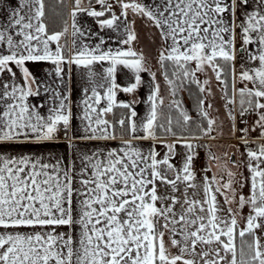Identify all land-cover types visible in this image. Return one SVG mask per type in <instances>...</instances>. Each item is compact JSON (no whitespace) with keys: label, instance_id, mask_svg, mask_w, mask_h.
<instances>
[{"label":"snow or ice","instance_id":"snow-or-ice-1","mask_svg":"<svg viewBox=\"0 0 264 264\" xmlns=\"http://www.w3.org/2000/svg\"><path fill=\"white\" fill-rule=\"evenodd\" d=\"M58 2L68 18L56 31L47 23V0H0L7 9L0 23V264H264V0H255L252 11H245L249 0H71L70 7L67 0ZM81 14L94 18L100 31L81 26ZM137 20L160 41L155 59L172 97L169 107L178 112L175 120L163 114L155 72L142 120L136 119L137 101L117 99L119 92L135 94L141 74L149 71L148 57L134 47ZM105 30L117 32L125 47H107L100 35ZM85 37L99 42L86 43ZM238 56L246 57L239 69ZM30 62L53 65L52 79L38 81ZM73 65L85 70L87 80L78 137L68 136ZM121 68L133 74V83H117ZM213 78L230 131L241 133L237 139L246 158L240 162L197 142L214 140L212 133L222 128L208 111ZM186 84L200 93L198 116L207 124H197L199 135L175 131L193 121L175 99ZM39 96L44 102L33 104L31 98ZM116 108L128 114L108 119ZM248 114L256 115L255 123L238 129L237 115ZM61 129L78 152V168L75 160L65 165L62 158L53 163L3 150L54 141ZM257 129L262 142L249 147ZM117 139L120 146L111 149L79 151L76 144ZM178 144L185 149L180 167L172 162ZM200 147L209 148L202 178L194 170Z\"/></svg>","mask_w":264,"mask_h":264},{"label":"crops","instance_id":"crops-1","mask_svg":"<svg viewBox=\"0 0 264 264\" xmlns=\"http://www.w3.org/2000/svg\"><path fill=\"white\" fill-rule=\"evenodd\" d=\"M8 2L9 0H4V3H8ZM16 2L17 0H10V3L13 5H15ZM68 3L70 7L71 0H68ZM96 7L99 8L98 5ZM255 8H256L255 0H249V4L245 7V11H252ZM6 11H7L6 8H0V23L5 22ZM118 13H119V9H117V14ZM240 14L242 15V13ZM78 22L85 29H91L92 32L100 31L99 26L95 23L94 18L87 17L86 15L81 14L78 17ZM148 29L149 28L146 27L143 22L137 20L136 30L139 34V40L138 42L134 43V47L138 51H143L148 57L147 66L149 68V71L141 74L142 83H141V86L138 88V90L135 92V94L129 95L124 92H119L117 95V99L122 102H131L133 100L137 101L134 107L138 113V116L136 118L138 122L147 115L148 110H149L148 96L150 95L151 88H152L151 73L152 72L156 73V79H157V82L160 83V85H162L161 81L163 80L161 70L159 68V65L156 64V59H155L158 55L160 42L158 38H156V36L153 35L154 30L152 29L148 30ZM100 35H103L105 40L107 41V45H106L107 47H111L113 49L118 48V47H125L124 45H121L118 43L119 39H121L122 37H120L117 32H113L111 30H105L104 32H101ZM148 35H151V39H152L151 43L144 42L142 38ZM83 39L86 43H90V44H95L99 42L96 37H93L91 40L87 39V37ZM71 42H72L71 27H69V35H68L69 47H71ZM237 46L238 47L240 46L239 41L237 43ZM242 63L246 64V57L238 56V59L236 61V65L238 69ZM27 66L29 68V71L38 81L43 82L46 80L50 81L52 79V77L49 76V73L53 71V65H51L49 62H34V63L30 62ZM104 66L106 67L107 65L105 64ZM95 70L97 72H101L102 68L100 65H96ZM65 71L67 72L68 68H66ZM84 73H85L84 69L77 68L74 65L71 66L72 79L70 83V91H71V101H72V107H73V120H72L71 130L68 132L69 137H74V136L78 137L83 134L82 132L83 125H82L80 117L82 115L81 102L84 98L83 88L87 86V80H86V76ZM133 82H134L133 74L128 69L121 68L117 72V83L120 84L121 86H127L129 83H133ZM212 83H215V82H212ZM237 86L239 87L240 85H237ZM219 97H221V95H219ZM208 98H215V95L214 96L212 95ZM31 102L33 104L43 103L44 97L43 96L33 97L31 98ZM43 111L46 112V109ZM112 115L113 114H109L107 118L115 121ZM253 116H256V115L254 114ZM121 117L117 116L116 118L120 119ZM117 131L119 132V126H117ZM61 133L63 134V137H60L58 134L57 139L54 141L45 142V143H19V144L4 145L3 150L13 155L32 154V155H37V156H43L46 160L51 158V162L53 163L56 161V159L62 158L63 163L65 165L75 160L76 166L78 168L79 167L78 152H74L69 147V141L65 137L64 131ZM150 143L151 142H148V141L142 142V145L145 150H147ZM76 144H77V148L79 151H93V150H96L97 148H104V147H107L109 149L117 148L120 146V141L119 139H117L116 141H109V142L77 140ZM182 149H183L182 147H179L177 145L176 155L172 161L177 167H180L182 165V163H179L180 161L179 152ZM157 150L160 151L161 155H163L165 151V149L160 146H157ZM197 168H194V170L196 171Z\"/></svg>","mask_w":264,"mask_h":264},{"label":"rangeland","instance_id":"rangeland-1","mask_svg":"<svg viewBox=\"0 0 264 264\" xmlns=\"http://www.w3.org/2000/svg\"><path fill=\"white\" fill-rule=\"evenodd\" d=\"M149 30V29H148ZM147 37V38H146ZM144 36L142 37L144 42L147 43H151V35L148 36ZM158 38V37H156ZM154 40V39H153ZM159 40V39H158ZM160 42V41H159ZM212 90H213V96L215 95V98H208L207 102L212 104V108L208 109L210 116H212L213 118H215L217 120V125H221L222 124V128H218L216 131H214L212 133V136L215 137V139H209L207 137H205L204 139L201 140L202 144L204 145H210V151L211 153L223 157L225 153H227L228 155H232L234 154L236 161L240 162L242 160H244L246 157H243L241 155V153L245 152V148L243 146V144L237 139V137H239L241 135V133L239 131H237L235 134H233L230 131V125H231V121H229L226 117V112H225V108H224V104L225 101L224 99H222V94L220 92V88L218 86V84L216 83L215 79L212 80ZM161 95L164 97V107L162 109L163 114L164 115H168V114H172L173 118H177L176 115H174V111H172V109L169 107L172 97L169 95V90H168V86L165 83L164 79L161 81ZM182 91V93H184V90H180ZM219 95H221V97H219ZM186 101H188L186 99ZM238 111V110H237ZM191 116H198V112L194 113V114H190ZM254 114H248L245 115L243 118H241L239 115H237V119L235 121L236 127L239 128H251L252 125L255 123L257 117L253 116ZM199 117V116H198ZM201 118V117H199ZM202 119V118H201ZM259 134V129H257L256 132H251L250 133V145L249 147L255 148L256 144L261 143L262 141L257 140V136ZM187 136H191V135H187ZM222 140V141H221ZM179 147H182L183 149L180 150L179 152V163H183V158H184V154H185V149L181 144H178ZM204 159L201 161L199 160H195L194 161V168H197L196 173L197 176L202 178L204 176V169L208 168L209 165V159H208V155H209V148L204 147ZM216 169L215 167H213V172H215ZM240 171L244 173L245 176L248 175L246 169L244 168L243 164H241L240 167ZM213 173L209 172L208 175L211 176ZM248 188L245 187L244 192L247 193ZM245 215L248 212V209L244 210Z\"/></svg>","mask_w":264,"mask_h":264},{"label":"trees","instance_id":"trees-1","mask_svg":"<svg viewBox=\"0 0 264 264\" xmlns=\"http://www.w3.org/2000/svg\"><path fill=\"white\" fill-rule=\"evenodd\" d=\"M48 4V18H47V23L50 27L51 30H61L63 27V21L64 19L68 18L67 17V8H62L58 2V0H47ZM67 7H69V3L67 0ZM68 40V37H67ZM170 71V70H169ZM184 93L182 91H179L177 93V96L175 99L179 100L182 104V107L187 110L189 114H194L198 112L197 104H198V99L200 97V93L198 92V89L195 85H185L183 87ZM186 99L188 101H186ZM174 111V115L178 117V112L175 111V109H172ZM128 114L126 109L123 108H116L114 109L113 113V119H118L116 118L117 116H126ZM172 115V114H171ZM173 117V115H172ZM193 121L190 123L189 127L184 130L181 128H175V131L177 132V135H199V130L197 129V124H202L203 126L206 127V120H203L199 118L197 115L192 116ZM174 120L176 118H173Z\"/></svg>","mask_w":264,"mask_h":264},{"label":"built area","instance_id":"built-area-1","mask_svg":"<svg viewBox=\"0 0 264 264\" xmlns=\"http://www.w3.org/2000/svg\"><path fill=\"white\" fill-rule=\"evenodd\" d=\"M64 130L63 129H61L60 130V133H59V136L60 137H63V134L61 133V132H63ZM198 143H200V144H202V142H201V140L200 141H197ZM196 151H197V153H198V156H197V158L195 159V160H199V161H201L202 162V160L204 159V147H200V148H198V149H196Z\"/></svg>","mask_w":264,"mask_h":264},{"label":"water","instance_id":"water-1","mask_svg":"<svg viewBox=\"0 0 264 264\" xmlns=\"http://www.w3.org/2000/svg\"><path fill=\"white\" fill-rule=\"evenodd\" d=\"M232 157L235 159V156L234 155H232ZM236 160V159H235Z\"/></svg>","mask_w":264,"mask_h":264}]
</instances>
